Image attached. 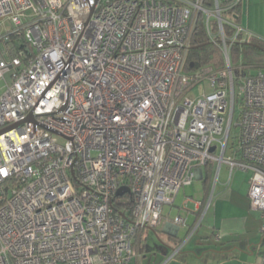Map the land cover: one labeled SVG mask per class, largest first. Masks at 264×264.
<instances>
[{"label":"built area","instance_id":"1","mask_svg":"<svg viewBox=\"0 0 264 264\" xmlns=\"http://www.w3.org/2000/svg\"><path fill=\"white\" fill-rule=\"evenodd\" d=\"M207 1L0 0V264H129L208 162L249 170L264 213V67L231 64L241 0ZM200 17L224 66L186 71Z\"/></svg>","mask_w":264,"mask_h":264},{"label":"crops","instance_id":"2","mask_svg":"<svg viewBox=\"0 0 264 264\" xmlns=\"http://www.w3.org/2000/svg\"><path fill=\"white\" fill-rule=\"evenodd\" d=\"M263 8L264 0H241V13L238 23L247 28L252 35L257 38H263L261 36L263 34L264 24ZM242 12H244V17L246 19L243 24L241 23ZM202 177L203 176H200L196 179L201 180ZM227 178L228 176L222 179L221 183L218 182V180L215 183L212 181L211 189H214L213 194L216 195V198L212 201V197L206 212H204V210L208 199H203V185L201 182L202 195L200 198L193 200L186 196L181 200V203L186 206L185 208L182 207V209L183 211L186 210L187 213L182 216L180 212H178L174 217H171V212L163 214L156 228L163 223L162 231L160 232L167 233L168 238L175 241L173 238L178 237L181 227L175 229L176 227L172 225V221L177 215H181L186 218L185 232H188V234L185 241L190 238L194 232L198 231L201 226H204L209 228V230L211 229V235H215L216 239L223 240L226 238V241H232L233 245L235 244L233 248L228 249V251L221 248L220 251H208L207 253L206 251L200 252L199 249L182 251V246L184 244V241H182V243L176 247L180 248L178 252H176L177 254L175 253L166 264H264V245L262 248L261 241L264 236V228L263 226L261 227L262 232L257 230L259 219L256 218V215L251 210L248 211L244 206V209L241 208V201H238V199L243 200L245 198L249 200L247 191L250 174L248 175L245 187L241 184L236 187L233 186L236 190L228 187L231 184L226 186ZM173 204L174 202L172 205ZM234 206L235 211L231 213V209ZM178 209H180V207H178ZM201 215H203L202 220L200 224L195 227ZM262 216L264 217V213ZM156 228L155 230L158 233L159 230ZM172 233L176 235L171 236ZM240 234L246 236V238L242 240L243 243L241 245L238 244L240 242ZM143 249L140 251L139 258L130 261L129 264H151L156 253H151V256L149 255L147 257ZM173 249L175 248H172L171 254Z\"/></svg>","mask_w":264,"mask_h":264},{"label":"rangeland","instance_id":"3","mask_svg":"<svg viewBox=\"0 0 264 264\" xmlns=\"http://www.w3.org/2000/svg\"><path fill=\"white\" fill-rule=\"evenodd\" d=\"M263 12H264V8H263ZM244 15H245L244 12H242V15H241V18H242L241 23L242 24L245 23V21H246ZM8 27H9V23L7 20H1L0 21V33L4 32ZM262 32H263V34L261 36L263 38H261V37L260 38L264 42V24H263V31ZM238 63L240 65L245 66L244 70L246 72L254 73L259 69L258 66L250 67L251 64L245 63L241 57H240ZM5 79L10 81L9 74L5 75ZM3 85H4V80L0 79V92L2 90L1 87ZM236 132H237V128L233 127L232 128V135H234ZM215 169H216V167H215ZM249 174H250L249 170L244 171V170L235 168L234 171L232 172V176H231L230 182H229V185L230 184L231 185L228 187L229 188L231 187L233 190H236L233 188V186L236 187L237 185H240V184L243 187H245V184H246V181L248 179ZM227 176H228V167L225 164H223L221 169H220L219 176L217 179L218 182L221 183L222 179H224ZM213 191H214V189H211V192L209 195V196L213 197L212 201H214L216 198V195L213 194L214 193ZM201 195H202L201 180L194 179L191 184L183 185L182 187H180L177 195L175 196V201H174L173 205L172 204H166V203L163 204L162 214H167L168 212H171V217H174L175 214L180 212V214L182 216H184V214H186L187 211L186 210L183 211L182 207L185 208L186 206L181 203V200L186 196H188L194 200V199L200 198ZM238 201H241V203H240L241 208L244 209V207H246V209L248 211L251 210L256 215V218L259 219V221L257 223V227H258L257 230L259 232H262L261 227L263 226V228H264V217L262 216L263 215L262 211L250 209L249 208V200L247 198H245L243 200L238 199ZM178 207H180V209H178ZM231 210H232L231 213L234 212L235 206L232 207ZM249 225H250V223H249ZM185 226L186 225L180 226L181 228L179 230V235H178V237L181 238L182 241H184L183 242L184 244L182 246V251H187V250L193 251L194 249H196V250L199 249L200 252L206 251V253H207L208 251H220L221 248H223V250L228 251V249L233 248V246L235 245V244L233 245L232 241H226V238H224L223 240L216 239L215 235H211V232H212L211 229L209 230V228H206L204 226H201L198 229V231L194 232V234L185 241V238L187 237V234H188V232L187 233L185 232L186 231ZM162 227H163V223L160 224L156 228L157 230H159L158 233L153 228H146L143 231L142 248H144L143 249L144 254L148 257L151 253H156L151 264H160L165 258H167V256H169L171 254L172 248H176L179 244L182 243V241H181L180 243L176 244L175 241L168 238L167 233L160 232V231H162ZM244 238H246V236L240 234L239 235L240 242L239 241H236V242H239L238 244L241 245L243 243L242 240ZM261 239H262V237H261ZM261 241H262V248H263L264 236H263V240H261ZM141 251H142V249H141Z\"/></svg>","mask_w":264,"mask_h":264},{"label":"trees","instance_id":"4","mask_svg":"<svg viewBox=\"0 0 264 264\" xmlns=\"http://www.w3.org/2000/svg\"><path fill=\"white\" fill-rule=\"evenodd\" d=\"M212 0H208L206 4H211ZM223 5H227L232 0H221ZM241 13V2H237L227 11V16L232 17L235 22H239ZM227 32L230 31L227 29ZM12 44V52L16 55L22 56L32 52V48L28 42L24 39L21 32L12 34L10 37ZM240 57L245 63L252 66L264 67V42L256 37H253L248 42H242L236 40L232 43L230 49V61L232 65H236L239 62ZM194 62L196 65L209 64L216 68L224 66V57L222 51L217 43L208 41L204 34V26L202 24L201 17L199 19L198 26L194 32L192 38V47L189 53L185 70H189V64ZM236 74H240L238 70H235ZM242 74H246L245 70L241 71ZM214 165L208 162L204 166L203 177L201 179L203 185V199H208L210 195V189L213 181ZM128 197V196H127ZM128 210H132V202L128 201ZM155 230V228H153ZM175 243L178 244L182 240L179 237H174ZM141 249L142 246H141Z\"/></svg>","mask_w":264,"mask_h":264},{"label":"water","instance_id":"5","mask_svg":"<svg viewBox=\"0 0 264 264\" xmlns=\"http://www.w3.org/2000/svg\"><path fill=\"white\" fill-rule=\"evenodd\" d=\"M193 65V63H190V66H192ZM214 150V148L212 147L211 148V151H213ZM228 154H229V152H228ZM129 190H128V188L126 187V186H121L118 190H117V195H122L123 193H125V192H128ZM175 229H178V227H176ZM176 234L174 233H172L171 234V236H175Z\"/></svg>","mask_w":264,"mask_h":264},{"label":"flooded vegetation","instance_id":"6","mask_svg":"<svg viewBox=\"0 0 264 264\" xmlns=\"http://www.w3.org/2000/svg\"><path fill=\"white\" fill-rule=\"evenodd\" d=\"M201 222V221H200Z\"/></svg>","mask_w":264,"mask_h":264}]
</instances>
